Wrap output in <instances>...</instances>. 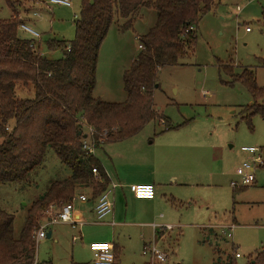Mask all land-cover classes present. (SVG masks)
<instances>
[{
  "label": "rangeland",
  "instance_id": "1",
  "mask_svg": "<svg viewBox=\"0 0 264 264\" xmlns=\"http://www.w3.org/2000/svg\"><path fill=\"white\" fill-rule=\"evenodd\" d=\"M19 1L20 18L41 34L36 41L42 53L61 57L60 50H48L46 41L75 38L81 0H71V7L51 5L48 0ZM12 14L6 0H0V18ZM156 19L154 9L141 8L133 28L121 30L116 22L110 26L100 48L95 97L107 102L126 100L124 72L142 50L140 37ZM246 27L251 30L246 31ZM19 33L33 39L30 33ZM197 33L194 52L176 65L159 69L153 90V106L159 115L141 131L148 142L156 139L152 146L174 138L178 147L172 150V163L178 169L185 168L178 184L172 180L163 183L160 192L164 201L157 210L158 222L175 228L157 240L169 256L164 264H246L264 248V166L256 169V181L248 186H241L237 168L250 157L242 147L264 148V118L257 115L248 122L243 109L253 102L252 96L240 83L224 84L223 80L231 78L222 68L230 66L226 68L237 73L253 69L257 84L264 87V0H214L212 10L199 21ZM26 90L20 87L19 91L24 97H33L34 90ZM163 119L174 126L187 123L165 131ZM105 144L99 145L96 153ZM68 175L70 170L54 150L48 149L45 162L27 182L0 184V207L15 216L17 237L32 203L52 181ZM232 182L239 186H232ZM61 205H53V213ZM232 224L235 229L229 238L225 227ZM51 228V237L37 243L38 261L93 264L91 241L106 239L120 245V264H150V258L142 254L138 234L114 233L109 226L92 220L82 226L58 223ZM236 251L240 258L235 257Z\"/></svg>",
  "mask_w": 264,
  "mask_h": 264
},
{
  "label": "trees",
  "instance_id": "2",
  "mask_svg": "<svg viewBox=\"0 0 264 264\" xmlns=\"http://www.w3.org/2000/svg\"><path fill=\"white\" fill-rule=\"evenodd\" d=\"M6 2L13 14L0 18V184L27 182L45 162L48 149L54 150L70 175L52 181L32 203L18 237L15 216L0 207V264H54L36 258L35 231L41 212L50 204L72 201L82 190L90 189L92 198H97L109 184L100 161L83 147L84 124L97 132L98 147L131 138L155 119L159 115L153 106L157 73L195 51L197 26L214 0H81L75 38L46 41L48 50L62 52L59 58L48 57L34 38L20 35L22 4ZM141 8L154 9L157 19L140 37L144 48L124 72L126 100L107 102L95 97L100 48L110 26L116 22L121 30L133 28ZM226 67L230 66L222 69L231 79L222 82L240 83L252 96L253 102L243 109L248 122L257 115L264 118V87L257 84L256 72L244 68L237 73ZM20 87L33 88V97L22 96ZM163 120L165 131L187 123L174 126ZM93 167L99 169L101 180L94 179ZM113 264H120L117 252ZM246 264H264V248Z\"/></svg>",
  "mask_w": 264,
  "mask_h": 264
},
{
  "label": "crops",
  "instance_id": "3",
  "mask_svg": "<svg viewBox=\"0 0 264 264\" xmlns=\"http://www.w3.org/2000/svg\"><path fill=\"white\" fill-rule=\"evenodd\" d=\"M26 91L30 93L33 89ZM172 139L167 140L168 142L162 140L160 144L152 146L156 139L148 142L140 132L122 141L106 143L97 153L95 151L94 155L103 166L108 183L119 185L112 193L113 213L103 221H98L95 213L98 197L92 198L89 189L77 194L86 195L87 200H75L77 202H74V218L83 220L79 221L83 224L88 220L103 223L109 226L114 233L127 232L129 236L138 234L142 247L152 237L161 240L163 229L162 224L158 222L160 219H158L157 210L164 201V196L160 191L165 187L163 184L165 181L172 180V183L177 184L182 181L183 169L185 170V168L178 169L175 163H172V150L178 147V143ZM142 183H151L157 187L158 194L155 198L137 199L134 196L131 186ZM163 217L166 218L165 214ZM49 231H53L52 228ZM111 243L114 245V252L119 255L120 245L116 241Z\"/></svg>",
  "mask_w": 264,
  "mask_h": 264
},
{
  "label": "built area",
  "instance_id": "4",
  "mask_svg": "<svg viewBox=\"0 0 264 264\" xmlns=\"http://www.w3.org/2000/svg\"><path fill=\"white\" fill-rule=\"evenodd\" d=\"M48 3L51 5H62L67 7L72 6L71 0H48ZM34 15L38 16L39 13L34 12ZM19 30L30 33L35 40L41 38V34L28 26L24 19L19 25ZM250 30L251 28L246 27V31L249 32ZM139 48H144L142 43H140ZM84 125L86 128V134L83 139V147L88 154L94 155L97 148L95 143L97 132L88 124ZM105 135V132L100 134V143H104ZM242 150L248 152L250 157L237 168V175L241 179V186H248L253 184L256 180V169L264 166V150L255 146H244L242 147ZM92 173L95 180H101L100 171L97 167L92 168ZM118 186L119 185L117 183L108 184L107 189L97 198L95 213L98 221H103L107 216L113 213L114 201L112 193ZM232 186L237 187L239 184L237 182H232ZM131 190L137 199H153L157 194V187L151 183L132 185ZM75 200L85 201L87 200V196L84 194L76 195L72 201L62 204L54 213V204L43 212L44 218L38 222V229L35 233L37 241L47 237V230H50L51 226L54 224L69 223L73 225V227L76 225H83V222H79L74 218ZM174 228L175 227L173 225L169 224L162 226L163 232L161 234H165L167 231H171ZM225 228L228 230L226 235L229 238H232L235 224ZM90 250L93 253V264H113L115 261L114 245L109 241H93L90 243ZM142 254L150 258V264H164L167 262L169 257L168 253L159 246V242L156 238L143 246ZM235 257L240 258V252L236 251Z\"/></svg>",
  "mask_w": 264,
  "mask_h": 264
},
{
  "label": "water",
  "instance_id": "5",
  "mask_svg": "<svg viewBox=\"0 0 264 264\" xmlns=\"http://www.w3.org/2000/svg\"><path fill=\"white\" fill-rule=\"evenodd\" d=\"M51 235H52V231H49L47 237H51Z\"/></svg>",
  "mask_w": 264,
  "mask_h": 264
}]
</instances>
